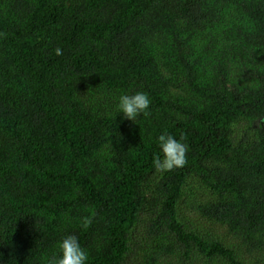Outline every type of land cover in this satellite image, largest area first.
Masks as SVG:
<instances>
[{
  "label": "trees",
  "instance_id": "obj_1",
  "mask_svg": "<svg viewBox=\"0 0 264 264\" xmlns=\"http://www.w3.org/2000/svg\"><path fill=\"white\" fill-rule=\"evenodd\" d=\"M68 234L88 264H264V0H0V264Z\"/></svg>",
  "mask_w": 264,
  "mask_h": 264
},
{
  "label": "clouds",
  "instance_id": "obj_2",
  "mask_svg": "<svg viewBox=\"0 0 264 264\" xmlns=\"http://www.w3.org/2000/svg\"><path fill=\"white\" fill-rule=\"evenodd\" d=\"M56 55H62L60 48L55 49ZM151 98L147 92L135 91L131 94L119 95L116 111L122 119L137 123L141 116L150 114ZM159 151L153 154L152 164L161 174L182 168L187 163L188 145L183 138L177 139L173 134L162 133L156 138ZM91 218L82 217V227L87 228ZM89 252L82 246L75 234L64 236L57 244V251L51 254L46 264H88Z\"/></svg>",
  "mask_w": 264,
  "mask_h": 264
},
{
  "label": "rangeland",
  "instance_id": "obj_3",
  "mask_svg": "<svg viewBox=\"0 0 264 264\" xmlns=\"http://www.w3.org/2000/svg\"><path fill=\"white\" fill-rule=\"evenodd\" d=\"M193 221L195 222V221H197V217L196 218H194L193 219ZM201 224H202V227H208V224L207 223H202V222H200ZM222 233H224L223 231H222Z\"/></svg>",
  "mask_w": 264,
  "mask_h": 264
}]
</instances>
